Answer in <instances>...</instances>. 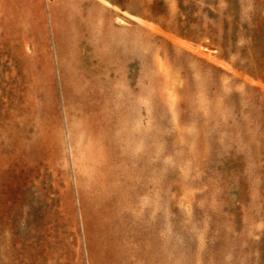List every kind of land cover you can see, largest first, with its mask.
I'll return each instance as SVG.
<instances>
[{
    "label": "rangeland",
    "instance_id": "obj_1",
    "mask_svg": "<svg viewBox=\"0 0 264 264\" xmlns=\"http://www.w3.org/2000/svg\"><path fill=\"white\" fill-rule=\"evenodd\" d=\"M3 1L39 86L0 264H264V0Z\"/></svg>",
    "mask_w": 264,
    "mask_h": 264
},
{
    "label": "bare ground",
    "instance_id": "obj_2",
    "mask_svg": "<svg viewBox=\"0 0 264 264\" xmlns=\"http://www.w3.org/2000/svg\"><path fill=\"white\" fill-rule=\"evenodd\" d=\"M0 6L3 10H5L8 6V3L4 1L2 2V0H0ZM17 22L18 21L14 19H9L4 16L0 17V27L2 26L3 31L6 33L4 35L0 34V42L2 44L1 54L3 55L2 58L8 61L7 64L2 61V58L0 61V231L6 229L8 225V208L6 205L9 203L10 196L8 195L9 188L7 186H9L11 171H13V169L14 171L15 169H22L21 164L24 163L21 159V164L20 162L15 163L14 161L16 159L14 158H21L20 156L23 158L24 152L27 151V149L25 150L24 147L25 141L29 140L26 138H29L28 136H30L26 134L27 120L34 111L33 109L35 106V100L32 101V99L38 97V75H35V66L30 64L23 49V47H28L26 38L24 37L25 35L23 36L22 34L21 36L8 33L13 32L11 29L12 24ZM22 23L19 24V27H21L20 25ZM79 24L84 28L87 26L86 21L83 22L78 20V25ZM80 41L82 42V45L84 43L83 47L85 49L94 50V45H92L93 42L91 43L90 37L88 35L83 34V37L80 39ZM94 53H86L82 57H79V59L77 58L79 60L78 64H80L82 67L86 66V69L90 70L89 72H86V77L89 78L94 77L99 70L97 64H95L97 62V57L95 58ZM28 68H31L32 70H28ZM28 71H30L32 74H30ZM31 79L33 82L30 84L29 81ZM25 171L30 173V169ZM16 181L20 182V184L23 183V180L20 179V177H18ZM109 187L111 188L112 186ZM106 189H104L103 192L106 196L112 197L114 196L113 194H116V192L113 193L110 189ZM115 196V199H117L118 196ZM54 219H56V213L53 210L50 214V221L53 222ZM112 220L114 219L109 217L107 218V221L109 222ZM51 234H53V232H51ZM130 255L131 253H129L123 247L121 249L120 255L115 257L114 264H130L127 260ZM50 262H46L45 264H57V262Z\"/></svg>",
    "mask_w": 264,
    "mask_h": 264
}]
</instances>
